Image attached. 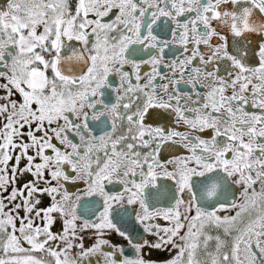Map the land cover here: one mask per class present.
I'll list each match as a JSON object with an SVG mask.
<instances>
[{"label": "snow or ice", "instance_id": "1", "mask_svg": "<svg viewBox=\"0 0 264 264\" xmlns=\"http://www.w3.org/2000/svg\"><path fill=\"white\" fill-rule=\"evenodd\" d=\"M0 264H264V0H0Z\"/></svg>", "mask_w": 264, "mask_h": 264}, {"label": "flooded vegetation", "instance_id": "2", "mask_svg": "<svg viewBox=\"0 0 264 264\" xmlns=\"http://www.w3.org/2000/svg\"><path fill=\"white\" fill-rule=\"evenodd\" d=\"M145 58H146V57H145ZM166 59H170V57H166ZM144 70H147V68H145ZM163 70L166 71V69H163ZM185 90H187V89H185ZM116 239H119V238L117 237Z\"/></svg>", "mask_w": 264, "mask_h": 264}]
</instances>
